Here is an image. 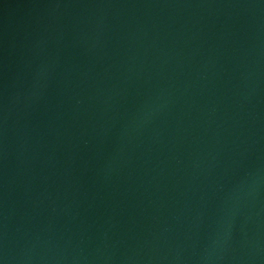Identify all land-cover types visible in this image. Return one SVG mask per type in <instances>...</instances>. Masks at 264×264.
<instances>
[{
  "label": "water",
  "instance_id": "95a60500",
  "mask_svg": "<svg viewBox=\"0 0 264 264\" xmlns=\"http://www.w3.org/2000/svg\"><path fill=\"white\" fill-rule=\"evenodd\" d=\"M0 264H264V0H0Z\"/></svg>",
  "mask_w": 264,
  "mask_h": 264
}]
</instances>
